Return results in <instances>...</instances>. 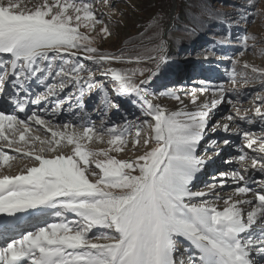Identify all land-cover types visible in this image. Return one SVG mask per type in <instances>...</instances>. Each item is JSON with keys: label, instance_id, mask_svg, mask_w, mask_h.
I'll list each match as a JSON object with an SVG mask.
<instances>
[{"label": "snow or ice", "instance_id": "snow-or-ice-1", "mask_svg": "<svg viewBox=\"0 0 264 264\" xmlns=\"http://www.w3.org/2000/svg\"><path fill=\"white\" fill-rule=\"evenodd\" d=\"M29 4L31 0H0V54L9 56L8 60L0 61V72H3L0 85L9 75L6 69L10 65L13 86L23 89L26 84L38 81L55 95L57 85L49 83L50 79L62 77L61 91L64 90V77L71 75L79 84V73L88 71L91 80V70L78 61L81 53H86L87 59L94 62L125 59L123 55L99 53L92 46L93 38L79 31L81 27L92 31L96 24L102 23L94 16L89 3L37 0L32 7ZM157 17L162 18L159 13ZM156 29V50L160 55L149 59L164 63L167 59L163 54L165 37L159 23ZM100 33L110 34L107 27H102ZM250 38L255 39L245 36L244 40ZM71 58H77L76 62H71ZM135 59L139 62V57ZM109 71L112 80L117 82L115 87L119 94L135 93L142 98L144 110L154 121L143 122L149 130L144 145L153 143L154 146L135 160H118L109 156V151L123 150L118 141L126 143L122 137L127 129L115 126L105 129L103 125L100 130L81 125L82 132L51 131L53 140L50 141L33 138L41 145L47 143L48 147H33L23 152L34 159L36 166L14 176H0V213L16 216L34 210L31 214L48 213L57 220L44 221L34 230H25L18 239L8 236L15 226L0 225V241H3L0 264H177L181 238L188 246L184 249L187 258L180 254L179 264H256L253 253L264 257V190L255 193V202L229 197L224 201V208L219 210L206 197L212 195L215 200L222 197L214 192H193L190 187L205 163L194 153L207 128L210 116L205 110L207 105L195 113L184 109L169 110L147 100V89L142 87L147 81L137 84L133 80L136 72L143 74V70L132 69L130 74L115 69ZM148 71L147 79L151 80L155 72ZM251 71L264 77V70L252 67ZM100 87L104 89L105 86ZM160 95L182 104L175 91ZM40 99L28 102L36 104ZM14 103L20 112L26 111L23 100L17 98ZM192 103H196L195 99ZM215 103L213 101V107ZM256 114L264 120L260 108L256 109ZM27 121L45 125L35 113L28 116ZM27 121L0 112V139L8 141L9 147L16 143L4 134L7 128L19 131V140L27 143ZM68 127L64 125L65 129ZM140 130L137 127V137ZM105 131L110 137L108 150L94 151L87 147L86 142L94 138L101 141ZM244 136L247 148L252 149L259 143L253 150L262 155L259 160L253 159V166L259 163V170L264 172V137L257 139L248 132ZM65 139L67 145L72 146L69 152L61 151L51 158L44 155L46 151H56ZM16 152L21 149L16 148ZM99 156L105 159L100 160ZM10 158L0 150V160L7 162ZM244 158L243 155L239 157ZM89 176L96 177L95 181ZM232 177L244 179L240 172H233ZM251 191L247 185L235 189L241 196ZM240 205L251 207L246 219ZM69 213L77 219H67ZM97 227L107 231L91 236L93 228ZM94 239L107 242L96 243Z\"/></svg>", "mask_w": 264, "mask_h": 264}, {"label": "rangeland", "instance_id": "rangeland-1", "mask_svg": "<svg viewBox=\"0 0 264 264\" xmlns=\"http://www.w3.org/2000/svg\"><path fill=\"white\" fill-rule=\"evenodd\" d=\"M209 1L218 10L226 11L227 17H233L232 23L242 28V35L237 37V41L233 43L235 48L228 51L229 53L223 51L226 55H221L212 49V44H197L195 46L197 48L192 54H184L185 57L174 59L176 47L174 44L172 46L171 41L165 37L167 33H164L170 17L172 0H82V2L91 5L94 16L102 23L96 24L92 31L84 27H81L79 31L93 38L92 46L97 48L99 53H105L109 56L123 55L125 59L123 61L94 62L87 59L86 53H81L78 61L86 69L91 70V80H89L88 71L79 73V84L71 75L64 77V90L61 91L59 83L62 77L50 79L49 83L57 85L54 90L55 95H52L49 89L38 81L26 84L23 89L13 86L12 80L14 78L9 76L12 69L8 65L6 71L9 75L6 76L5 82L0 87L17 90L18 99L25 102L26 111L30 110V112H20L16 108L14 100L17 97L6 105L11 110L23 114L22 119H27L28 116L35 113L44 120L41 114L48 110L49 121H46L44 126L40 125L44 128V132L29 125V132L26 133L27 143L19 140V131L5 129L4 134L9 139H14L16 143L9 147L8 141L0 139V144L8 152L15 151L12 154L13 157L10 155L9 161L11 163L15 160L19 161V165L25 168L15 171L14 168L4 166L2 174L14 176L25 172L28 167L36 166L32 157L23 155L24 151H31L33 147L35 149L47 148L48 144L41 145L39 140H53L51 131L70 133L76 130L82 132L81 125L95 126L97 130L101 129V125L105 129L112 126L118 129H127L124 137H122L126 143L120 144L118 141L123 150L109 151V156L118 160H135L153 147V143L144 145V139L149 135V130L143 126V122L148 120L150 123H154V121L144 110L146 106H142V98L135 93L119 94L115 87L117 82L112 80L109 71L115 69L121 70L122 74H130V70L138 69L143 70V74L137 71L133 80L137 84L141 80L147 81L142 87L147 89V100L152 104L159 103L169 110L184 109L192 113L197 112L201 106L207 105L205 110L210 112L207 128L194 153L198 159L205 163L191 182V190L193 192L218 194L222 199L215 200L212 195L206 198L213 201L219 210L224 208V201L229 197L232 200L246 199L255 202V193L264 190V172L259 170V163L255 167L253 166V159L259 160L262 154L253 150L259 147V143L253 145L252 149L245 147L247 141L244 133L248 132L257 139L264 137V120L256 114L257 108H260L261 112L264 113V77L251 71L252 67L264 70V0H247L244 2H241L242 0H229L237 1L243 5L254 4L253 7L249 8H243L239 4L231 6L233 4L227 0ZM77 2H81V0H77ZM193 2L196 3V0ZM35 3L37 0H31V4L28 6L32 7ZM194 3L189 8V14L196 13V10L204 11L202 5ZM176 10L177 8H175ZM235 10H240L243 14L242 17H238L236 13L232 14ZM158 13L161 14L162 18L157 17ZM247 14L252 15L246 18ZM237 18L242 19L237 21ZM157 23L160 24V29L163 30L165 37L163 54L167 59L164 63H160L158 59H149V57L160 55L156 50L158 44ZM102 27H107L110 34L106 36L101 34L100 29ZM245 36L255 37V39L250 38L245 41ZM0 57V61L9 59L7 54H1ZM136 57H139V62L136 61ZM76 60L77 58H71L73 63ZM185 60L188 61L185 62ZM254 63H259V65ZM158 64L159 67H157ZM166 66H172V70L164 76L163 81H160L161 71ZM65 67L67 68V65ZM148 70L155 72L151 80L147 79ZM2 74L3 72H0V75ZM101 85L105 86L104 89H101ZM169 90L177 93L182 104L173 98L160 95V93ZM37 97H41L39 103L28 102ZM193 99L196 101L195 104L192 103ZM213 101L216 102L215 107L212 106ZM229 117L232 118L229 119ZM241 117L248 119H241ZM57 119H61L60 124L54 123V120L58 121ZM72 121L75 123L73 124ZM64 125H69V127L65 129ZM225 126H227V130H225ZM137 127L141 129L139 137H137ZM20 130H23L22 126ZM35 137H39V140H33ZM55 139H59V137ZM109 139L110 137L105 131L101 141L94 138L91 142H86L87 147L94 151L108 150L110 148L107 143ZM16 144L19 145L18 148L21 149V152L14 150ZM71 147V145H67L65 139L61 141V146L56 151H46L44 155L51 158L61 151L69 152ZM242 155L245 157L243 160L239 159ZM97 158L105 159L103 156ZM96 172L99 173V169H96ZM233 172H240L244 179H234L236 183H232ZM222 173L226 175L222 176ZM89 179L94 182L96 177L89 176ZM245 185L250 187L252 191L244 196L235 193L237 187ZM240 207L245 210L244 218L246 219V213L251 210V207L249 205H240ZM33 211L28 210L16 214V216L0 213V225L15 226V230L10 231L8 236L18 239L25 230H34L44 221L51 223L57 220L56 217L48 213L31 214ZM67 219L77 218L69 213ZM106 231L107 229L97 227L93 228L90 235L97 236ZM93 242L106 243L107 241L94 239ZM2 243L3 241H0V244ZM187 246L188 242L181 238V243L178 245L179 251L176 255L177 264L181 258L180 254H183L184 259L187 258V254L184 253ZM252 258L256 264H264V257L253 253Z\"/></svg>", "mask_w": 264, "mask_h": 264}, {"label": "trees", "instance_id": "trees-1", "mask_svg": "<svg viewBox=\"0 0 264 264\" xmlns=\"http://www.w3.org/2000/svg\"><path fill=\"white\" fill-rule=\"evenodd\" d=\"M200 1V2H199ZM196 0V3L204 7V11L196 10V13H188L190 6L194 3L193 0H176V15L174 18L173 28L165 36L171 44L176 47V56L173 58L180 59L185 57L184 54H192L197 44L209 43L212 44V49L221 54L235 48L233 43L237 41V37L242 35V28L237 24L232 23L233 17H227L226 11L218 10L209 0ZM231 6L238 5L237 1H229ZM247 0H242L244 2ZM194 3V4H196ZM243 8H249V4H239ZM236 8H239L236 6ZM242 17L240 10H235L232 14ZM195 15V20L193 16ZM246 18L252 14H247ZM242 18H237L240 21ZM169 20V19H168ZM166 29V28H165ZM208 44V45H209ZM193 60V59H191ZM188 60H185V62ZM172 70V66H166L161 71L160 81L164 80V76ZM166 78V77H165ZM159 81V82H160ZM154 85V84H152Z\"/></svg>", "mask_w": 264, "mask_h": 264}, {"label": "bare ground", "instance_id": "bare-ground-1", "mask_svg": "<svg viewBox=\"0 0 264 264\" xmlns=\"http://www.w3.org/2000/svg\"><path fill=\"white\" fill-rule=\"evenodd\" d=\"M175 6V5H174ZM175 8H176V6H175ZM175 8H173V9H171L172 11H170L169 12V16H170V18H172V16H173V14L175 13ZM173 28V27H172ZM167 33V32H166ZM4 55V54H3ZM0 56H1V54H0ZM0 59H1V57H0ZM255 65H259V63H254ZM4 93H5V91H4ZM4 93H2V94H4ZM11 94H12V92H10ZM0 112H3V113H5V114H12V115H16L19 119H21V120H25V121H27V119H22V117H24V115L23 114H20L19 112H16V111H14V110H11L7 105H4V104H0ZM27 113L28 112H30V110H27L26 111ZM48 110L47 111H45L44 113H42L41 114V117L42 118H44V120H45V122L46 121H49V118L47 117V114H48ZM58 120V119H57ZM61 119L60 120H58V121H56V120H54V123L55 124H60L61 122ZM57 122V123H56ZM69 122V121H68ZM27 123L30 125V126H33L35 129H38V130H43V132H44V128H42L40 125H36L34 122H31V121H27ZM47 123V122H46ZM49 123V122H48ZM72 123L74 124L75 122L74 121H72ZM72 125V124H71ZM19 147V145L18 144H16L15 145V148H14V150L16 149V148H18ZM0 150H3L5 153H7L8 151H6V149L4 148V147H2V145L0 144ZM13 153H15V151H13V150H11V151H9L7 154L10 156H12L13 157ZM0 163L2 164L1 166H0V176H2L3 174H2V168L5 166V167H11V168H14V170L15 171H18L19 169L21 170V169H23V168H25L24 166H20L19 165V161H14V162H12L11 163V161H7V162H3L2 160H0ZM12 170V169H11ZM232 179V178H231ZM230 181V180H229ZM231 182L232 183H236V180H234V179H232L231 180ZM228 183V182H227Z\"/></svg>", "mask_w": 264, "mask_h": 264}, {"label": "water", "instance_id": "water-1", "mask_svg": "<svg viewBox=\"0 0 264 264\" xmlns=\"http://www.w3.org/2000/svg\"><path fill=\"white\" fill-rule=\"evenodd\" d=\"M176 4V2H175V0H172V7H171V9H173V8H175V5ZM175 5V6H174ZM170 9V11H172ZM175 15H176V11H175V13L173 14V16H172V18L170 19V17H169V20H168V23H167V25H166V29H165V32L164 33H166V32H168V31H170L171 29H172V27H173V21H174V18H175Z\"/></svg>", "mask_w": 264, "mask_h": 264}]
</instances>
